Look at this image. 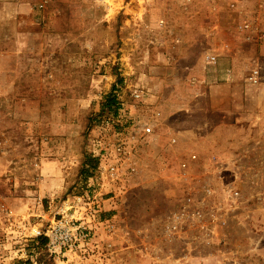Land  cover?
I'll return each mask as SVG.
<instances>
[{
    "label": "rangeland",
    "instance_id": "obj_1",
    "mask_svg": "<svg viewBox=\"0 0 264 264\" xmlns=\"http://www.w3.org/2000/svg\"><path fill=\"white\" fill-rule=\"evenodd\" d=\"M43 3L0 0V264H264V0ZM149 123L148 139H129L140 172L105 183L93 140L141 135ZM205 135L228 137L230 152L209 151ZM193 154V176L213 172V155L227 181L241 162L256 176L244 185L256 201L211 247L189 229L164 233ZM98 190L112 201L79 222L77 248L55 252L35 236L67 205L73 216L79 198L84 212Z\"/></svg>",
    "mask_w": 264,
    "mask_h": 264
},
{
    "label": "built area",
    "instance_id": "obj_2",
    "mask_svg": "<svg viewBox=\"0 0 264 264\" xmlns=\"http://www.w3.org/2000/svg\"><path fill=\"white\" fill-rule=\"evenodd\" d=\"M49 1L43 0V5H46ZM241 28L251 30L253 28L252 21H247ZM216 60L217 57L214 55L205 57V62L208 66L215 65ZM259 78V71L254 70L250 73L248 79L251 83L258 84ZM133 97L137 101L142 102L144 93L136 89L133 92ZM126 110L130 113L133 108L127 107ZM141 130V135L129 133V135L118 137L113 143L104 138L93 140L91 152L94 157L100 159L101 163L97 176L100 177L102 175L105 183L110 180L122 179L127 175H137L140 172L139 162L133 155L134 150H132L131 142L129 141L136 138L145 140V137L148 139L154 132L150 123L142 125ZM176 142L177 138H173L172 143ZM197 160L198 156L193 154L190 155L188 161L180 164L181 179L186 187V197L176 211L165 217L164 233L169 239H173L184 236L183 234H187L189 229L193 231V237L200 236L197 238H200L208 247H211L215 243L214 237L218 233V228L223 230L230 222L242 219L244 208L256 201V197H248L244 191L246 182L254 183L256 176L253 175L248 162H241L234 166L233 177L235 179L227 181L225 180V173L220 169L222 168L220 167L221 159L217 155H213L211 163L215 164L214 166L217 165V167L212 169V173L205 172L204 177H196L190 174L193 172L190 166L191 163H195ZM212 174L215 175L212 176ZM242 179H245V181H242ZM93 197L94 199L90 201L88 209L86 208L84 212L79 210L82 200L80 198L77 199L75 205L71 208L77 207L78 211L71 217L67 215L69 208V205H67V208L58 212L59 215L63 216L60 221H54L48 228H45V231H41L39 228L35 229V236L37 238L43 236L49 238V248L55 252L57 250L60 252L62 250L72 251L77 248V245L86 238V235H82V223L79 222L87 219L92 220L103 206L112 201L110 195L105 199L104 194L100 190L96 191ZM108 229L109 234L115 233L114 224H110Z\"/></svg>",
    "mask_w": 264,
    "mask_h": 264
},
{
    "label": "crops",
    "instance_id": "obj_3",
    "mask_svg": "<svg viewBox=\"0 0 264 264\" xmlns=\"http://www.w3.org/2000/svg\"><path fill=\"white\" fill-rule=\"evenodd\" d=\"M156 10H158V9H156ZM187 133L193 134L196 132L193 129L190 130L187 128ZM196 134H199V133H196ZM201 136H203V135H201ZM205 136H206L205 138H206V143H207L205 145H207L209 147V151L220 152V153H223V155H226L227 152H230L229 147H231V146L229 145V139L225 135H223L221 138H219V137L212 138V137H210V135L209 136L205 135ZM200 149H202L204 151V150H206V147H201Z\"/></svg>",
    "mask_w": 264,
    "mask_h": 264
},
{
    "label": "trees",
    "instance_id": "obj_4",
    "mask_svg": "<svg viewBox=\"0 0 264 264\" xmlns=\"http://www.w3.org/2000/svg\"><path fill=\"white\" fill-rule=\"evenodd\" d=\"M106 106L108 107V110L109 111H112V110H114V112H116V110L118 109V101H117V98L116 97H114V96H110V97H108V99L106 100ZM93 159V158H92ZM93 160H95V159H93ZM96 161V160H95ZM96 163H97V161H96ZM97 165V164H96ZM96 167V166H95ZM93 169H95V168H93ZM40 240V243H41V245H46V243H47V239H45V238H41V239H39Z\"/></svg>",
    "mask_w": 264,
    "mask_h": 264
}]
</instances>
